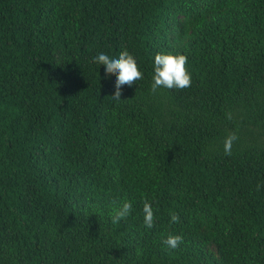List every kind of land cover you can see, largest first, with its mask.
<instances>
[{"label": "trees", "instance_id": "obj_1", "mask_svg": "<svg viewBox=\"0 0 264 264\" xmlns=\"http://www.w3.org/2000/svg\"><path fill=\"white\" fill-rule=\"evenodd\" d=\"M157 53L191 86L153 93ZM0 264H264V0H0Z\"/></svg>", "mask_w": 264, "mask_h": 264}, {"label": "clouds", "instance_id": "obj_2", "mask_svg": "<svg viewBox=\"0 0 264 264\" xmlns=\"http://www.w3.org/2000/svg\"><path fill=\"white\" fill-rule=\"evenodd\" d=\"M93 62L103 65L105 75L115 74V91L112 99L121 100L122 86H132L137 80L143 78V74L139 69L136 59L129 53L127 49L119 52L118 56L113 58L107 54L99 53L93 58ZM188 58L183 54L157 53L153 60V76L151 83V91L157 92L160 88L169 90H183L191 86L192 78L188 71ZM228 118H231L230 116ZM238 139L235 132H230L223 141L224 154L230 156L232 154L233 143ZM132 212V203L124 201L120 206L113 209L111 214L112 223L118 224L121 220L126 219ZM144 225L147 228L154 226V211L150 203L146 200L143 203ZM170 221L179 223L180 217L176 213H171ZM183 242L181 235L169 234L163 243L170 249H176Z\"/></svg>", "mask_w": 264, "mask_h": 264}]
</instances>
